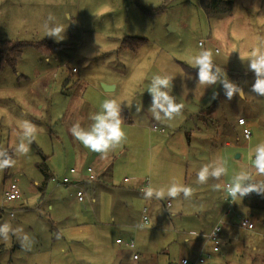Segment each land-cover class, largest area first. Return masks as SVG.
<instances>
[{"label":"rangeland","instance_id":"1","mask_svg":"<svg viewBox=\"0 0 264 264\" xmlns=\"http://www.w3.org/2000/svg\"><path fill=\"white\" fill-rule=\"evenodd\" d=\"M232 1L230 14L207 18L198 0L163 9V0H0V42L28 44L14 67L0 71V149L15 161L0 169V224L22 227L28 241L22 246L12 232L0 240V264H180L195 260L197 242L220 220L238 240L224 238L223 257L207 263L264 264V194L236 200L225 214L224 186L235 175L246 172V183L264 184L254 167L255 149L264 144V97L251 92L255 74L247 66L254 50L264 51V0ZM46 21L63 26L62 41L46 37ZM130 37L143 39L135 52L124 46ZM202 50L243 96L229 101L219 83L197 89L192 61ZM165 74L172 78L169 95L182 107L179 115L156 120L147 91L155 75ZM108 99L121 108L125 139L101 158L70 129L79 123L90 130V115ZM239 118L248 123V140ZM24 120L36 133L28 153L18 155ZM42 157L61 184L50 181L44 193ZM206 164L226 173L199 184ZM71 168L74 180L93 169L97 180L86 186L91 203H79L75 189L62 184ZM12 182L21 195L7 201ZM173 182L190 187L191 196L169 197ZM149 186L164 194L146 199ZM163 202L171 203L170 214ZM144 208L149 224L139 228ZM241 219L253 229H243Z\"/></svg>","mask_w":264,"mask_h":264},{"label":"clouds","instance_id":"2","mask_svg":"<svg viewBox=\"0 0 264 264\" xmlns=\"http://www.w3.org/2000/svg\"><path fill=\"white\" fill-rule=\"evenodd\" d=\"M52 17H49L51 20ZM46 37L54 38L57 42L64 39V29L62 25L50 26L46 21L44 24ZM240 58L244 61L245 57L240 53ZM194 68L198 69L197 89L201 86L205 88L216 84L222 85L225 96L229 101L239 93L243 96L244 91L237 84L230 81L223 69L215 67L212 63V53L207 50H202L198 55L193 57ZM248 69L255 74V82L251 87V92L258 96L264 97V51L254 50L247 62ZM172 85V78L168 75H155L148 87V93L152 97L151 105L148 112L152 114L153 118L160 120L171 119L174 115H179L181 105L175 103V98L169 95V88ZM218 93H213L212 99L218 97ZM94 123L90 130L81 127L79 123L74 124L70 132L74 139L78 140L86 149L100 154L101 158L107 156L108 152L121 144L125 139V133L122 128L123 120L121 118V108L116 100H105L101 105V110L89 117ZM22 129V136H20V143L16 148L18 155H25L29 151V146L32 143L36 126L31 121L24 120L20 122ZM25 140L27 143H25ZM0 169L11 166L15 161L7 154L6 150L0 149ZM255 169L258 173L264 174V144H260L255 149ZM226 173V169L220 165L213 167L210 171V165L206 164L201 167L197 173V183L205 184L209 178L219 179ZM249 176L246 172H241L233 177L232 183L226 187V191L230 193L233 198L238 195L245 197L250 193L264 194V184L246 183ZM219 187V185H214ZM157 198L161 197L163 189L154 190L151 186L143 190L144 197L149 199L153 196V192ZM179 192H182L185 198H189L192 194L190 187H178L175 182L167 190L169 197H176ZM12 232L20 240L23 246L28 241V236L23 234L22 227L11 229L8 223L0 224V240L7 242L10 239L9 233Z\"/></svg>","mask_w":264,"mask_h":264},{"label":"built area","instance_id":"3","mask_svg":"<svg viewBox=\"0 0 264 264\" xmlns=\"http://www.w3.org/2000/svg\"><path fill=\"white\" fill-rule=\"evenodd\" d=\"M75 71V70H73ZM238 124L243 127V133H244V137L245 139H250L251 133H250V129L248 128V123L244 118H239L238 119ZM154 130H157V127H154ZM164 130L162 129V132ZM76 174L75 169H70L68 172V175L64 176L63 180H62V184L64 185H68L71 188L75 189L76 191V197L79 203H85V202H90V197L88 195L87 189H86V184H90L93 183L97 180V177L93 171L92 168H87L85 171V179L83 180H74L72 179V176H74ZM56 182V186H60L61 184L59 182H57L56 180H54ZM148 184V183H147ZM230 185V184H225L224 189L226 190V187ZM21 192L19 189V186L16 184V182H12L10 183L9 187H8V191L5 194V198L7 201H14L20 198ZM242 198L241 196H237L236 198H233L230 193H229V197L226 200L228 203V210L227 213L228 214L231 210V208L233 207L234 203L236 202V200ZM171 208V203L170 202H166L165 204V210L166 212L169 213V209ZM13 216V214H11ZM149 224V219H148V209L144 208L143 209V222H142V226L141 227H145L148 226ZM240 225L242 228L247 229V230H252L253 229V225L249 222V220L247 219H241L240 220ZM223 220H220L213 228L212 230L209 232V234L206 236V244L209 247V250L206 249V247H203L201 252L199 253L198 257L195 260H189V259H182L180 261V264H205L208 260L211 259V255L214 253H218L221 250V244H222V230H223ZM117 244L119 245H123L127 248L130 249H135L134 243L133 242H129V243H124L122 240L118 239L116 241ZM133 258L135 260H137L138 254L136 253Z\"/></svg>","mask_w":264,"mask_h":264},{"label":"trees","instance_id":"4","mask_svg":"<svg viewBox=\"0 0 264 264\" xmlns=\"http://www.w3.org/2000/svg\"><path fill=\"white\" fill-rule=\"evenodd\" d=\"M175 1L177 0H163L162 9L168 7L171 3ZM198 1L200 8L202 9L203 13L207 18L230 14L233 11L232 0H198ZM126 39H129V41L127 44L124 41V46L126 48L127 47L130 48L134 52L143 44V39H139L135 37H130ZM27 45L28 44L21 42H12V41L0 42V71L7 65L14 67L16 63L19 61L23 49ZM38 46L39 44L36 45L37 48ZM46 160L47 158L42 157V162L39 163L37 166L38 170L43 175V182L39 186L40 191L42 193H44L47 190V186L49 182L55 180L53 173L50 171V169L46 164Z\"/></svg>","mask_w":264,"mask_h":264},{"label":"crops","instance_id":"5","mask_svg":"<svg viewBox=\"0 0 264 264\" xmlns=\"http://www.w3.org/2000/svg\"><path fill=\"white\" fill-rule=\"evenodd\" d=\"M247 126H248V125H247ZM149 133H150V131H149ZM149 133H148V134H149ZM84 174H85V170H84V172H83L82 175H84ZM81 179H82V178H81ZM124 181L127 183V179H125ZM142 184H143V183H142ZM142 184H140V187H139V190H140V191H142V189H141V185H142ZM87 185H89V184H86V186H87ZM91 201H92V200H91V198H90V203H91ZM226 202H227V201H226ZM165 204H166V202H163V207H164V209H165ZM171 208H172V205H171ZM171 208H170V209H171ZM227 210H228V203H227ZM227 210H226V213H227ZM142 213H143V212H142ZM226 213H225V214H226ZM142 222H143V219H142ZM216 224H217V223H216ZM216 224H215V225H216ZM215 225H214V226H215ZM141 226H142V223H141V225L139 226V228H140ZM214 226H213V227H214ZM243 229H244V228H243ZM211 230H212V229H211ZM211 230H210V231H211ZM246 230H247V229H246ZM233 233H235L236 235L233 234ZM208 234H209V233L203 235V237H202L203 240H201L200 242H197V247H198V249H199V250H198L197 257H198V255H199V253L201 252V250H202L203 247H206V249L209 250V247H208V245L206 244V236H207ZM227 237H228V239H230L229 241H231V240L237 241V240H238L237 232H234V230L226 231V230H224V226H223V230H222V241L224 240V238L226 239ZM117 240H118V239H116L115 241H117ZM116 244H117V243H116ZM226 248H227V247L225 246V249H226ZM229 250H230V249H229ZM221 251H222V252H221ZM220 252H221V253H220ZM220 252L212 254V255H211V258L214 257V256H215V258H216V257H219V259L222 258V257H223L222 255H223V252H224V248H223V246H222V250H220ZM220 254H221V255H220ZM197 257H196V258H197ZM196 258H195V259H196ZM183 259H185V257H184ZM189 260H191V259H189ZM192 261H193V260H192ZM207 262H208V261H207ZM207 262H206V263H207ZM171 263H172V262H170L169 264H171ZM206 263H205V264H206ZM207 264H208V263H207Z\"/></svg>","mask_w":264,"mask_h":264},{"label":"water","instance_id":"6","mask_svg":"<svg viewBox=\"0 0 264 264\" xmlns=\"http://www.w3.org/2000/svg\"><path fill=\"white\" fill-rule=\"evenodd\" d=\"M105 91H110L113 90V87H109V86H103ZM255 164V163H254Z\"/></svg>","mask_w":264,"mask_h":264}]
</instances>
